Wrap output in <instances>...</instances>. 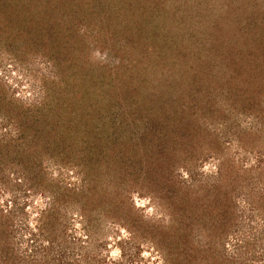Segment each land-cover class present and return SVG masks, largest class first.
Listing matches in <instances>:
<instances>
[{
    "label": "rangeland",
    "instance_id": "1",
    "mask_svg": "<svg viewBox=\"0 0 264 264\" xmlns=\"http://www.w3.org/2000/svg\"><path fill=\"white\" fill-rule=\"evenodd\" d=\"M0 73V264H264V0H0Z\"/></svg>",
    "mask_w": 264,
    "mask_h": 264
},
{
    "label": "trees",
    "instance_id": "2",
    "mask_svg": "<svg viewBox=\"0 0 264 264\" xmlns=\"http://www.w3.org/2000/svg\"><path fill=\"white\" fill-rule=\"evenodd\" d=\"M88 126H90V124H88ZM88 126H87V130L90 131L88 132V135L92 136L88 140V142L91 145L97 144V147L99 150H104V147H105V149L108 151L110 146L116 147L120 144L119 143L120 140H118L115 135L111 134L109 136H106L108 131L104 130V127H102L103 128L102 130L98 131V130L92 129L91 126L90 127Z\"/></svg>",
    "mask_w": 264,
    "mask_h": 264
},
{
    "label": "clouds",
    "instance_id": "3",
    "mask_svg": "<svg viewBox=\"0 0 264 264\" xmlns=\"http://www.w3.org/2000/svg\"><path fill=\"white\" fill-rule=\"evenodd\" d=\"M9 67H11V65H9ZM0 74H2V73H0ZM15 74H16V73H13V75H15ZM18 95H19V93H18ZM29 95H30V93H29ZM135 202H136V205H137L138 207H142V206L146 203V201H145V200H142V199H136ZM148 212L151 213V212H152V209L149 208V209H148ZM77 227H79V225H77ZM121 231L124 232V235H127V234H128L124 229H121ZM118 255H119V250H118V249H117V250H114V251L112 252V256H113V257H116V256H118ZM142 255L145 256V257H148V256L151 255V253H150L149 251H144V252L142 253ZM153 259H156V257H153ZM160 264H162V262H160Z\"/></svg>",
    "mask_w": 264,
    "mask_h": 264
}]
</instances>
